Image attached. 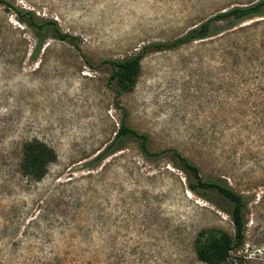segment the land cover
Masks as SVG:
<instances>
[{
    "label": "rangeland",
    "instance_id": "374dc122",
    "mask_svg": "<svg viewBox=\"0 0 264 264\" xmlns=\"http://www.w3.org/2000/svg\"><path fill=\"white\" fill-rule=\"evenodd\" d=\"M6 1L56 19L77 37L76 45L47 37L36 51L35 30L0 2V227L9 211L22 222V210L50 193L61 202L52 209L49 242L17 252H51L59 264H207L196 256L195 237L205 229L233 234V204L214 190L192 193L172 165L177 150L204 180L244 197L243 243L219 264H264V16L147 51L134 87L119 100L129 124L149 135V149L165 151L146 158L125 138L98 166L84 165L112 139L121 116L103 59L129 57L257 0ZM33 138L57 158L25 190L13 171L14 150ZM5 244L0 234V254Z\"/></svg>",
    "mask_w": 264,
    "mask_h": 264
},
{
    "label": "trees",
    "instance_id": "16d2710c",
    "mask_svg": "<svg viewBox=\"0 0 264 264\" xmlns=\"http://www.w3.org/2000/svg\"><path fill=\"white\" fill-rule=\"evenodd\" d=\"M7 8H11L18 22L35 30L37 38L36 51H39L47 37L59 41L74 44L76 36L61 30L56 19L36 14L33 10L14 6L6 0H0ZM264 16V0H257L248 5H239L218 12L205 19L186 33L166 42H153L143 46L136 54L125 58H108L101 61L102 65L110 68L108 87L115 93V108L121 110L119 124L112 139L100 149L92 158L84 162L85 166L94 168L101 164L109 155L118 150V144L125 138L134 140L140 153L146 158H158L165 150L151 151L148 146L149 135L140 132L129 124V111L119 100L121 96L129 92L135 85L141 69V60L147 51L168 50L180 47L184 44L201 40L208 36L220 33L232 28L247 19ZM76 45V44H74ZM79 49L78 46H76ZM86 65L92 67L85 54ZM17 162L13 164L14 172L19 177L21 187L29 190L32 184L41 182L46 176L49 166L56 161V153L44 141L37 138L22 140L15 146ZM172 165L185 173L188 189L198 196L205 197L208 190H214L225 197L232 204L230 219L234 225V233L216 229L200 230L194 240V248L197 258L207 264H219L225 262L233 249L240 246L244 239L246 206L244 197L232 187L214 180H204L199 167L187 156L177 150L171 152ZM61 205L60 197L50 193L41 202L33 201L32 206L22 210V222L17 220L9 211L5 216L3 226L0 227L1 236L6 238V251L0 254V264H9L15 260L20 264H59L60 257L50 253L33 254L29 251L18 253L17 250L26 245L32 248L35 244L43 246L49 242V235L55 226L52 212ZM53 209V210H52ZM21 224V227H20ZM18 238L13 235L18 232ZM63 230L65 228L62 227Z\"/></svg>",
    "mask_w": 264,
    "mask_h": 264
}]
</instances>
